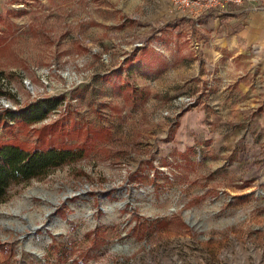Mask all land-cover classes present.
Segmentation results:
<instances>
[{"label": "rangeland", "instance_id": "374dc122", "mask_svg": "<svg viewBox=\"0 0 264 264\" xmlns=\"http://www.w3.org/2000/svg\"><path fill=\"white\" fill-rule=\"evenodd\" d=\"M174 11L0 0V143L84 152L8 187L0 264H264V141L191 125L212 70ZM35 102L42 119L6 116Z\"/></svg>", "mask_w": 264, "mask_h": 264}, {"label": "crops", "instance_id": "0c3cea01", "mask_svg": "<svg viewBox=\"0 0 264 264\" xmlns=\"http://www.w3.org/2000/svg\"><path fill=\"white\" fill-rule=\"evenodd\" d=\"M241 11L233 6L228 12L210 11L198 27L186 19L177 27L199 41L196 52L206 71L212 70L196 76L197 93L209 92L210 97L207 101L199 97V118L191 125L226 127L219 134L225 144L239 136L228 132L230 128L236 133L250 126L257 132L251 138L259 144L264 141V9ZM170 15L169 21L180 17L178 11Z\"/></svg>", "mask_w": 264, "mask_h": 264}, {"label": "trees", "instance_id": "16d2710c", "mask_svg": "<svg viewBox=\"0 0 264 264\" xmlns=\"http://www.w3.org/2000/svg\"><path fill=\"white\" fill-rule=\"evenodd\" d=\"M37 102L22 109L8 111L10 119L20 117L25 122H33L45 116L41 103ZM77 147L54 146L25 148L16 143H0V201L6 197L12 184L26 182L32 178H43L49 171L65 162L83 156Z\"/></svg>", "mask_w": 264, "mask_h": 264}, {"label": "built area", "instance_id": "2783aa9c", "mask_svg": "<svg viewBox=\"0 0 264 264\" xmlns=\"http://www.w3.org/2000/svg\"><path fill=\"white\" fill-rule=\"evenodd\" d=\"M171 3L186 20L197 27L200 26L204 15L210 11L228 12L231 6L248 11L264 9V0H171ZM256 49L253 48V50Z\"/></svg>", "mask_w": 264, "mask_h": 264}, {"label": "bare ground", "instance_id": "6f19581e", "mask_svg": "<svg viewBox=\"0 0 264 264\" xmlns=\"http://www.w3.org/2000/svg\"><path fill=\"white\" fill-rule=\"evenodd\" d=\"M36 190V189H35Z\"/></svg>", "mask_w": 264, "mask_h": 264}]
</instances>
